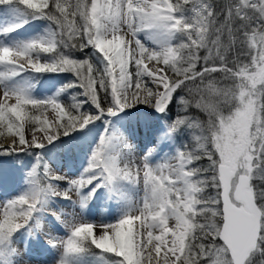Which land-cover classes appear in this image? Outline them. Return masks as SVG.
<instances>
[{"label":"snow or ice","instance_id":"obj_1","mask_svg":"<svg viewBox=\"0 0 264 264\" xmlns=\"http://www.w3.org/2000/svg\"><path fill=\"white\" fill-rule=\"evenodd\" d=\"M30 19L48 21L43 34L0 42V88L15 98L0 103V130L12 139L0 155L43 148L137 104L166 113L173 102L177 111L165 123L166 134L199 130L192 136L199 154L187 141L163 159L175 163H150L152 149L124 159L112 150L117 134L106 123L83 172L60 189L55 182L67 177L46 162L48 182L37 186V153L26 189L0 201V264H10L11 256L22 260L13 239L21 228L48 236L60 251L56 264L93 248L112 254L111 264H264V0H226L219 11L213 0H0V36ZM141 32L155 47L141 42ZM72 51L84 58H72ZM66 71L75 80L64 87L83 89L85 98L73 96L68 106L59 92L38 99L18 83L22 74ZM215 73L223 74L221 81ZM49 107L55 122L33 115ZM192 108L206 121L188 115ZM26 121H39L46 143L35 134L25 138ZM141 178L142 200L114 222H83L75 212L68 220L63 209L41 208L46 197H59L82 209L97 188L117 179L139 185ZM39 211L64 224L66 239L30 223Z\"/></svg>","mask_w":264,"mask_h":264},{"label":"rangeland","instance_id":"obj_2","mask_svg":"<svg viewBox=\"0 0 264 264\" xmlns=\"http://www.w3.org/2000/svg\"><path fill=\"white\" fill-rule=\"evenodd\" d=\"M225 1L226 0H224V2ZM47 27L48 21L46 20L30 19L23 27L15 32L0 36V42L4 43L6 39H10L12 43L26 41L37 35L43 34ZM138 37L146 47H154L149 44L140 33ZM85 52L97 59L96 54L93 53L91 49H85ZM153 66L154 62L149 64V67ZM73 80H75V75L72 72H45L38 74H22V76L18 78V83L21 85L23 83L29 85L31 95L38 99L51 97L59 92L58 99L61 101L63 98L71 105L75 102L72 99L73 96H76L77 99H85L82 96L83 89L64 87ZM61 89L64 90L60 91ZM0 103H7L10 105L15 103V98L11 93L9 97H5L3 89L0 88ZM85 106L91 111H94L90 104H85L84 107ZM144 107L146 108L144 111L136 108H128L115 116H106L98 119L90 123L84 130L73 131L67 136H60L52 143L45 144L43 148H34L11 155H5L4 158L0 157V201L14 198L26 189L25 176L26 173L32 169L33 165L37 163V153H39L40 161L39 167L36 169L37 186L43 188L48 182L43 176L42 168L43 163L46 162L53 171L67 177L66 180L55 182L58 187L60 189L68 188V180L79 177L83 172L87 165L88 156L93 146L99 140L100 133L104 131L106 123L109 129L117 134V138L112 145V150L124 159L143 157L145 153L152 148L148 146L146 149L142 150L139 155L135 154L136 149L133 146L136 141H134L133 134L135 133L136 136L139 135V137H143L145 129H147V131L149 130V134L152 135L160 133L165 140L163 152H166L167 156L174 154L178 146L176 145L175 134L171 137L166 134L165 119L167 113H158L148 105H144ZM33 115L39 116L40 120L47 119L49 122H55L58 119L51 107L46 111L43 110V113L40 115L37 113H33ZM40 127L39 121H26L22 129L25 138L31 141L32 136L35 134L38 143H46L45 133L39 130ZM4 131H6L7 135L1 137L0 147L12 143L11 136L8 134L7 129L0 130V134ZM149 162L154 165L156 164L153 159H149ZM88 190L89 189H84L83 193H86ZM118 190L121 191L118 192ZM133 193L136 198L133 204L137 205V202L141 201L144 195L142 178L139 185H133L124 180L117 179L111 184H105L97 188L96 192L82 209L78 204H73V202L69 200H62L59 197H46L41 202V208L50 207L56 210L63 209V214L66 217L65 219L68 220H70L71 217H67V215L75 212L83 219V222H93L95 225L101 223L106 224L118 219L125 210V207L132 204L131 201L128 203L125 200L126 198H131V194ZM115 194L119 197L116 198ZM75 198V194H73V199ZM30 223H41L43 225V232L53 237H60L63 239L67 237V229L64 224L58 221L56 217L46 212H37L34 215L33 221ZM13 239L15 247L21 250L20 256L22 260L16 256H11L9 257L10 264H23V261H28L32 264L35 262L38 264V261H40L39 264H56V261L60 258V251L51 247L48 243V236L41 235L35 228L31 230L28 228H21L14 234ZM37 240H39V243H37ZM114 259L115 257H113L112 254H101L99 249L93 248L89 253L69 258V264H111Z\"/></svg>","mask_w":264,"mask_h":264},{"label":"trees","instance_id":"obj_3","mask_svg":"<svg viewBox=\"0 0 264 264\" xmlns=\"http://www.w3.org/2000/svg\"><path fill=\"white\" fill-rule=\"evenodd\" d=\"M73 2H74V0H73ZM89 2H90V0H89ZM225 2H226V1H225ZM225 2H224V0H219V1H218V0H216V1L213 0V3H214V5L216 6V8H217L218 11H219L220 7H221ZM220 20L222 21V17H220ZM178 42H179V41H178ZM62 51H66V50H63V49H62ZM206 54H207V52H206L205 50H201V51H200V55H201V56H204V55H206ZM70 55H71V57H73L74 59H83V58H84V54H82V53H80V52H78V51H72V52L70 53ZM89 55H90V54H89ZM92 58H93L94 61L97 60V59H96L95 57H93V56H92ZM229 59H231V57H229ZM201 65H202V62H201ZM201 65H197V70H198V71L200 70ZM185 67H186V65H185ZM222 77H223V74H222V73H215V74H212V78L215 79V80H217V81H221V80H222ZM197 83H199V82H197ZM182 94H184V93H182ZM61 101H62V103H63L64 105H66V106L69 105V104L66 102L65 99L62 98ZM84 109L87 110V111H91L87 106H85ZM169 109H170V110L166 112V113H167V116H166V119H165V120H166L167 122H170L171 119L174 118V116L176 115L177 106H176L175 102H173V104L169 106ZM42 113H43V110H42L41 112H38L37 114L40 115V114H42ZM187 114L190 115V116H193V117L198 118L200 121H206V119H207V117H206V115H205L204 113L199 112V111L196 110L195 108L190 109V110L188 111ZM30 130H31V129H30ZM194 134H199V130H193L192 133H190V130H188V129H183V130H181V131H178L177 133H175V136H174V137H175V141H176V145H177L178 147H181L185 142L188 141V142L191 144V147H192L194 150H197V152H198V154H199V150L197 149V146L195 145L194 142H192V136H193ZM4 135H7L6 131H4V132H2V133L0 134V139H1V137L4 136ZM209 147H210V145H209ZM4 156H5V155H0V157H2V158H4ZM200 163L206 165V164H207V160L205 159V160H203V161L200 162Z\"/></svg>","mask_w":264,"mask_h":264},{"label":"bare ground","instance_id":"obj_4","mask_svg":"<svg viewBox=\"0 0 264 264\" xmlns=\"http://www.w3.org/2000/svg\"><path fill=\"white\" fill-rule=\"evenodd\" d=\"M142 36L145 37V39L147 40V42L149 44H151L152 46L155 47V45L153 44V42L149 39V37L147 35H145L144 32L140 33ZM128 38V37H126ZM4 43H12L10 39H6ZM151 86V85H150ZM145 104H137L134 107H131L132 109L136 108L139 109L141 111H144L146 108L144 107ZM146 112V111H145ZM149 131V130H148ZM147 131V129H145V134L143 137H139V135H135V133L133 134L134 136V141H136L135 145L133 147H135V154H140L142 150L146 149L148 146H151L153 151L151 152V155L149 156V159H153L155 161L156 164L159 163H165V162H171V161H165L163 160L164 158L167 157V153L163 152L164 146H165V140L163 138V136H161V134H157V135H152L149 134V132ZM147 151V150H146ZM149 151V150H148ZM148 153V152H147ZM135 159V158H133ZM171 163H175V162H171ZM131 184V183H130ZM121 186V185H120ZM129 187V186H127ZM118 188V187H117ZM121 188V187H120ZM119 188V189H120ZM130 188V187H129ZM132 188V187H131ZM121 190H118V192ZM128 191V190H127ZM124 192V191H123ZM117 193V192H116ZM127 193V192H126ZM129 193V192H128ZM131 193V192H130ZM123 194V193H122ZM120 195V193H119ZM130 195V194H129ZM124 196V194H123ZM115 197L118 198L119 196H117L115 194ZM128 197V196H127ZM125 198V197H124ZM136 198L134 196V193L131 194V198H126L125 201H127L128 203L131 201V203L133 204ZM118 202V201H117ZM127 203V204H128ZM122 205V204H121ZM135 205V204H133ZM125 206V205H124ZM121 207V206H120ZM126 208V207H125ZM17 259V258H16ZM35 259V258H34ZM34 261V260H33ZM40 263V261H38V264ZM32 264V263H29ZM36 264V262L34 263Z\"/></svg>","mask_w":264,"mask_h":264}]
</instances>
